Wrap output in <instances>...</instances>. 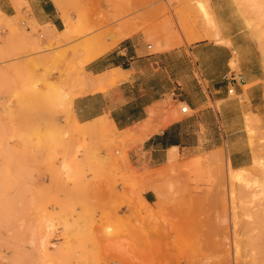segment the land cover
<instances>
[{
    "label": "rangeland",
    "instance_id": "rangeland-1",
    "mask_svg": "<svg viewBox=\"0 0 264 264\" xmlns=\"http://www.w3.org/2000/svg\"><path fill=\"white\" fill-rule=\"evenodd\" d=\"M9 1L15 15L0 11V160L4 163L0 167V264H264V128L260 121L245 119L253 161L241 171L229 170L223 148L192 157L177 152L163 164L138 170L130 165L127 153L132 148L186 115L181 112L183 105L173 104L171 96L155 109L149 132L142 126L121 133L73 128L79 141L73 158L86 150V139L90 146L102 145L107 149V172L123 187L131 216L116 222L103 214L99 220L115 223L117 228L110 235L120 236L121 244H103L94 230L99 225L96 220L93 230L89 224L80 232L68 227L67 244H48L52 236L48 221L38 234L30 235L29 244H19L26 238L19 233L18 201L12 196L19 180V154L30 153L20 147L49 145L47 118L60 112L66 86H70V99L93 91L88 88L84 65L114 48L129 32H142L152 52L204 39L224 41L215 36L220 25L211 0H52L65 27L60 34L28 18L31 14L24 0ZM216 3L223 7L231 30L246 36V54L251 51L250 57L259 58L264 68V13L260 17L257 11H249L246 0ZM257 34L262 37L257 39ZM242 55L244 50L233 52L230 67L235 73L240 72ZM54 74L62 85L51 82ZM229 98L247 102L245 94L232 93ZM27 115H42L44 127L31 126ZM44 136L48 139L43 140ZM69 170V175L75 172ZM145 192L154 194L153 204L141 201Z\"/></svg>",
    "mask_w": 264,
    "mask_h": 264
},
{
    "label": "crops",
    "instance_id": "crops-1",
    "mask_svg": "<svg viewBox=\"0 0 264 264\" xmlns=\"http://www.w3.org/2000/svg\"><path fill=\"white\" fill-rule=\"evenodd\" d=\"M24 1L31 14L28 18L40 28L48 26L53 34L65 30L52 0ZM216 1L211 0L220 25L215 36L224 43L204 39L189 46L152 52L142 32H129L114 48L84 65L83 71L90 79L88 88L93 91L70 99V86H66L60 112L47 118L51 125L49 145L20 147L30 153L19 154V180L12 196L18 201L19 233L26 238V242L19 240V244H29L30 235L38 234L46 221L52 233L48 244H67L68 227L74 226L80 232L89 224L93 230L94 220L99 224L94 230L103 244H121L120 236L110 235L117 228L115 223L102 224L99 220L103 214L114 217L116 222L131 216L128 200L123 198V187L115 184L108 174L107 149L102 145L90 146V140L86 139V150L81 149L73 158L75 144L79 142L73 134L74 127L86 131L106 128L121 133L142 126L149 132L154 127L150 123L155 109L171 96L173 104L186 106L188 112L150 134L127 153L133 168L163 164L177 152L192 157L219 148L224 149L232 171L252 164L245 119L260 121L264 128V68L259 58L250 57L251 51L246 54V36L231 30L222 13L223 7ZM0 11L6 16L16 13L9 0H0ZM243 50L247 59L245 63L242 55L238 73L243 82L230 83L233 52L240 54ZM51 82L62 85L57 74L51 75ZM250 84L253 85L243 90ZM231 88L237 96L245 94L247 102L230 99ZM26 120L31 126L42 128L41 121L46 118L27 115ZM3 164L0 160V167ZM70 168L75 170L71 175ZM141 201L151 205L155 196L145 192Z\"/></svg>",
    "mask_w": 264,
    "mask_h": 264
},
{
    "label": "bare ground",
    "instance_id": "bare-ground-1",
    "mask_svg": "<svg viewBox=\"0 0 264 264\" xmlns=\"http://www.w3.org/2000/svg\"><path fill=\"white\" fill-rule=\"evenodd\" d=\"M247 1V5H248V10L249 11H251V12H255V11H257L258 12V14H259V16L261 17V15L264 13V0H246ZM246 5V6H247ZM243 7H244V4H243ZM256 14V13H255ZM261 14V15H260ZM255 17V16H254ZM257 18V17H256ZM255 20V19H254ZM258 21H260V20H258ZM255 22V21H254ZM261 22H262V20H261ZM248 23H249V21H248ZM250 24V23H249ZM256 25V24H255ZM258 25V24H257ZM261 25H262V23H261ZM260 25V26H261ZM264 25V24H263ZM262 25V26H263ZM249 26V25H248ZM261 26V27H262ZM256 27V26H255ZM258 27V26H257ZM256 27V28H257ZM254 28V27H253ZM255 29V28H254ZM258 29V28H257ZM257 32V31H256ZM259 33H262V32H259ZM258 35V34H257ZM259 37H262V35L261 34H259L258 36H257V39L259 38ZM113 43V42H112ZM95 57V56H94ZM95 81V80H94ZM90 82V79H88V83ZM87 83V82H86ZM88 85V84H87ZM155 114V113H154ZM152 117H153V115H152ZM153 118H155V117H153ZM151 124V123H150ZM174 158V155H171L170 156V159H173ZM229 170H231V169H229ZM236 172H238V171H241V170H235ZM237 174V173H236ZM241 175V174H240ZM239 176V175H238ZM111 241V240H110ZM158 261V260H157Z\"/></svg>",
    "mask_w": 264,
    "mask_h": 264
},
{
    "label": "built area",
    "instance_id": "built-area-1",
    "mask_svg": "<svg viewBox=\"0 0 264 264\" xmlns=\"http://www.w3.org/2000/svg\"><path fill=\"white\" fill-rule=\"evenodd\" d=\"M229 81H230V83H237V82H241V83H242V82H243V78H242V76H241L240 74L233 72V73L229 76ZM233 92H234V91H233L232 88L228 90V93H229V94H232ZM181 112H182L183 114L187 113V112H188L187 107H186V106H183V107L181 108Z\"/></svg>",
    "mask_w": 264,
    "mask_h": 264
}]
</instances>
